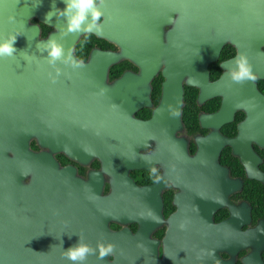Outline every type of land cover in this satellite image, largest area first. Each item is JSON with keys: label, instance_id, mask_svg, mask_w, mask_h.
Here are the masks:
<instances>
[{"label": "water", "instance_id": "obj_1", "mask_svg": "<svg viewBox=\"0 0 264 264\" xmlns=\"http://www.w3.org/2000/svg\"><path fill=\"white\" fill-rule=\"evenodd\" d=\"M65 7L64 0H0V42L18 34L17 52L0 58V264H73L64 253L78 239L97 249L83 264H235L248 248L242 264H264V223L244 230L234 209L225 221L213 217L242 183L218 161L223 146L234 145L219 128L236 108L246 109L251 123L249 110L264 102L255 80L237 84L228 75L243 53L264 78V0H104L99 32H67L56 12ZM32 18L51 31L42 37ZM88 33L119 49L95 48L82 61L76 47ZM50 39L83 67L50 65L37 49ZM227 43L237 53L212 82L209 65ZM124 59L140 71L109 82L111 67ZM161 68L160 103L150 118H138V110L153 106L151 81ZM184 81L200 88V102L224 97L221 110L200 116L214 130L197 137L195 155L178 135ZM61 152L82 165L97 159L100 169L81 177L76 166L60 165ZM243 161L251 177L264 180ZM158 167L162 176L150 185L130 175ZM169 184L178 189L177 210L165 218L161 193ZM111 222L124 226L114 230ZM134 222L136 232L128 225ZM164 225L163 239L153 238ZM101 244L114 245V253L99 259Z\"/></svg>", "mask_w": 264, "mask_h": 264}, {"label": "flooded vegetation", "instance_id": "obj_2", "mask_svg": "<svg viewBox=\"0 0 264 264\" xmlns=\"http://www.w3.org/2000/svg\"><path fill=\"white\" fill-rule=\"evenodd\" d=\"M174 14V20H175ZM102 19V18H101ZM33 23H37L43 30L45 29V24L40 23L37 18H32ZM172 25H166L165 29H171ZM51 31L47 32V34ZM84 35L80 42L83 46L82 54L80 56H86V58L77 56L82 61H87L89 59L90 53L95 48H101L105 50H118L119 47L106 40L97 37L92 33ZM78 43V44H79ZM85 46H84V45ZM77 48V47H76ZM88 50V52H85ZM84 51V52H83ZM237 53V48L230 43H227L221 50L219 59L212 62L209 65V76L212 82L216 81L223 74V68L221 63L234 57ZM116 65H121L119 68L122 71L119 74H111V69L109 72V82L121 77L124 72L132 71L138 73L140 68L138 65L133 63L128 59L121 60ZM163 68L160 69L158 74L151 81V98L153 101V106L141 108L136 112V116L142 119H148L152 116L154 108L160 103L163 95V82L165 77L163 76ZM256 87L258 91L264 97V78L256 76L255 79ZM185 96H184V106H183V126L178 135L184 137L188 140L189 152L191 155H195L198 151L197 137H206L214 129L210 127H203L201 125L200 116L202 114H212L221 110L224 97L218 95L215 97L206 98L203 102L199 101L200 88L193 85L186 84L184 81ZM253 109L249 110L253 114V119L258 120L246 122L248 118V112L244 108H236L234 112V118L230 122L223 123L219 128L220 135L225 139H234V145L225 144L219 153V163L221 166L228 169L229 176L232 179H237L242 181L239 189L231 192L228 197V203L221 208H219L213 215L215 222H222L230 218L232 214V209H234V215L237 221L242 224V228L247 230L249 228H254L260 223H264V180H259L255 177H251L248 173V168L244 163L243 159L250 164V167H254L259 174L264 177V102H255ZM185 112H187L185 114ZM258 113L260 115L258 116ZM31 147L35 151H40L41 147L36 142V139H32ZM56 159L61 166L73 165L78 169V175L84 178L88 177V173L91 170L100 169V161L94 159L88 165H82L77 161L68 157L65 153L55 154ZM130 175L139 185H150L162 176V169L158 167L155 170H131ZM110 190L109 182L106 181L105 193ZM178 189L172 184H169L161 193L163 199V212L165 218L177 210V206L174 203L175 195ZM133 232H136L139 225L134 222L128 224ZM110 226L114 230L121 229L124 225H120L114 222L110 223ZM167 226L164 225L155 232H153L152 237L162 240ZM160 252H162V245H159ZM251 249L241 250L236 255V263L242 264V257L245 256ZM222 256L227 259L229 255L225 252L221 253ZM261 255L264 261V249L261 251ZM112 259V257L110 256Z\"/></svg>", "mask_w": 264, "mask_h": 264}, {"label": "clouds", "instance_id": "obj_3", "mask_svg": "<svg viewBox=\"0 0 264 264\" xmlns=\"http://www.w3.org/2000/svg\"><path fill=\"white\" fill-rule=\"evenodd\" d=\"M66 7L63 10L57 9L56 12L65 18L67 23V32H81L93 30L99 32L102 31V25L100 23L103 12L101 6L104 4V0H64ZM52 15V12L48 13L47 19ZM10 21L12 18H9ZM17 35L9 36L3 42H0V58L12 57L17 49L14 47ZM37 49L41 52L47 53L45 57L50 65L55 66L57 61L70 65L73 69L83 67V64L74 60L72 53L68 52L65 55V50L57 43L55 39H50L43 45L38 44ZM235 68L229 70L228 75L232 82L237 84H243L249 80H255L256 76L252 71V66L248 61V58L243 53L239 54L234 61ZM61 74L59 68H56V76L52 77V82L55 83L57 77ZM183 227V225H181ZM71 238V237H69ZM115 246L112 244L98 245V258L103 259L106 256L114 253ZM97 249L82 243L79 239L78 242L69 247L64 255L67 259L73 262V264H83L89 255H95Z\"/></svg>", "mask_w": 264, "mask_h": 264}, {"label": "trees", "instance_id": "obj_4", "mask_svg": "<svg viewBox=\"0 0 264 264\" xmlns=\"http://www.w3.org/2000/svg\"><path fill=\"white\" fill-rule=\"evenodd\" d=\"M50 30V27L49 26H45V29L43 30V36H46L47 35V32ZM91 34H87V37H89ZM84 45V44H83ZM85 46V45H84ZM82 49H83V46H82V44L81 43H79L78 45H77V48H76V53L80 56V54H82ZM84 52V51H83ZM85 52H88V50H86ZM80 57H83V56H80ZM83 58H86V56H84ZM119 66H121V65H115V66H113L112 67V69H111V74H119L121 71H122V69L121 68H119ZM187 112H185V114H186Z\"/></svg>", "mask_w": 264, "mask_h": 264}]
</instances>
